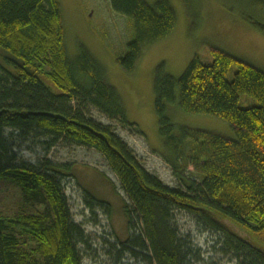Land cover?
Instances as JSON below:
<instances>
[{
    "label": "trees",
    "instance_id": "16d2710c",
    "mask_svg": "<svg viewBox=\"0 0 264 264\" xmlns=\"http://www.w3.org/2000/svg\"><path fill=\"white\" fill-rule=\"evenodd\" d=\"M110 3L136 30L126 54L117 60L132 73L146 47L174 32L177 15L168 0L155 5L146 0ZM0 49V181L13 184L23 199L17 213L0 215V264H82L78 247L85 242L64 193L70 166L49 159L21 164L14 132L42 139L47 151L65 142L102 154L133 204L124 205L130 238L120 243L135 255L148 253L151 264L200 260L180 236L176 212L196 217L205 229L221 235L223 251L238 264H264V71L217 48L211 49L213 64L196 57L180 79L163 68L157 71L155 108L163 157L186 185L185 192L163 184L127 143L87 116L89 108H96L134 127L90 52L80 48L70 62L59 0H0ZM242 96L258 104L242 108ZM175 103L185 113L229 123L234 138L173 123L167 104ZM190 167L200 180L189 177Z\"/></svg>",
    "mask_w": 264,
    "mask_h": 264
},
{
    "label": "rangeland",
    "instance_id": "374dc122",
    "mask_svg": "<svg viewBox=\"0 0 264 264\" xmlns=\"http://www.w3.org/2000/svg\"><path fill=\"white\" fill-rule=\"evenodd\" d=\"M177 15L174 32L166 39L146 47L132 73L120 67L117 60L127 52L136 38L130 20L116 13L110 0H59L63 16L65 44L70 62L87 49L101 67L108 85L121 97L129 124L123 126L96 108L87 116L109 127L134 151L145 169L173 189L188 192L165 161L164 140L159 132L155 108V76L160 68L180 79L193 60L211 65L217 48L264 71V0H168ZM155 5L157 0H146ZM0 49V54H1ZM236 69L228 75L232 80ZM258 102L242 96L240 106L250 108ZM173 123L234 138L231 125L219 118L185 113L178 103L167 104ZM11 130L7 134L11 136ZM15 151L21 164L38 165L49 159L57 165L70 166L63 179L64 193L73 221L84 230L85 242L79 245L82 264H151L147 254L135 255L121 243L130 238L124 205L132 202L104 156L96 150L60 142L51 151L42 139L20 137L14 132ZM189 177L200 180L190 167ZM88 193L99 203L94 204ZM23 206L19 189L8 181H0V215L17 213ZM17 211V212H16ZM180 236L190 242L200 260L196 264H238L221 246L222 236L201 226L196 217L175 213ZM138 231L141 224L138 223ZM136 234V233H135ZM121 242V243H120Z\"/></svg>",
    "mask_w": 264,
    "mask_h": 264
}]
</instances>
